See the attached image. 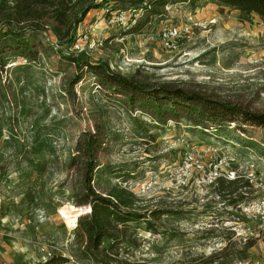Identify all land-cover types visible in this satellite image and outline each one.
I'll return each instance as SVG.
<instances>
[{"label": "rangeland", "instance_id": "1", "mask_svg": "<svg viewBox=\"0 0 264 264\" xmlns=\"http://www.w3.org/2000/svg\"><path fill=\"white\" fill-rule=\"evenodd\" d=\"M106 9L87 15L79 49L58 46L51 32L41 38L45 49L37 42L36 54L0 42V264H45L52 255L66 258L60 264H97L81 254L69 208H76L73 196L85 178L86 156L77 147L96 134L104 144L92 152L100 168L95 187L133 191L136 209L147 216L123 232L121 260L264 264V128L223 119L218 130L213 121L204 129L180 109L158 118L91 73L76 82L69 60L84 52L147 88H182L264 112L263 21L198 0L169 4L131 32ZM168 24L188 30L178 51L161 44L160 28ZM155 104L169 103L160 97ZM210 149L234 157L222 165L224 179L176 188L172 174L183 156L196 151L209 164L217 156ZM229 170L236 171L235 183Z\"/></svg>", "mask_w": 264, "mask_h": 264}, {"label": "trees", "instance_id": "2", "mask_svg": "<svg viewBox=\"0 0 264 264\" xmlns=\"http://www.w3.org/2000/svg\"><path fill=\"white\" fill-rule=\"evenodd\" d=\"M186 1L195 4L198 0H15L13 4L10 0H0V42L6 40L14 49H24L36 54L37 42L45 49L41 38L48 37V32H51L57 38L58 46L70 50L80 38L81 24L94 9L107 7L113 10V7H118L125 10H142L143 13L136 23L128 28L131 32H139L152 22L153 17L164 15L169 4ZM212 1L256 14L264 23V0ZM28 35L32 40L26 38ZM70 55L69 60L77 73L76 82L86 73H91L98 78L100 85L116 93L125 94L131 105L138 103L151 107L158 118L165 113L177 115L180 109L204 129H209L206 127L207 121H213L215 124L219 122L218 126L213 128L218 130L224 120L264 128V112H251L182 88L167 91L147 88L144 82L115 73L108 63L95 64L84 52ZM0 56H3L1 46ZM160 97L167 99L169 103L164 108L162 104H155ZM103 144V137L96 134L89 136L86 144L81 142L77 147L79 154L86 156L85 178L73 196L77 205L76 208L69 207L70 218L73 222L78 220L75 232L77 243L81 254L97 264H140L121 260L118 250L123 242V232L129 227L130 222L147 219L146 214H141L136 209L138 203L136 194L118 184L112 185L104 192L93 183L100 168L92 152L96 149L101 150ZM223 179L219 178L218 181ZM65 259L63 256L52 255L45 264H60L61 260L67 261Z\"/></svg>", "mask_w": 264, "mask_h": 264}, {"label": "built area", "instance_id": "3", "mask_svg": "<svg viewBox=\"0 0 264 264\" xmlns=\"http://www.w3.org/2000/svg\"><path fill=\"white\" fill-rule=\"evenodd\" d=\"M111 11L112 19L122 23L123 25L130 28L133 26L138 17L143 13L142 10H133L128 9L127 11H116L106 9V12ZM133 12V13H130ZM139 12V13H136ZM187 28L179 27L174 24L164 25L160 28V40L164 49L169 51H178L187 38ZM85 38L88 36L85 35ZM81 38V37H80ZM80 38L77 40L79 41ZM103 43L102 41H99ZM80 44L76 42L74 48L79 49ZM211 155H217L215 161L209 162L206 164L200 157L197 155L196 151L187 152L181 162L176 166L172 174V180L176 188H186L192 183H196L198 186H211L214 185L220 175H222V165H229L230 162L234 161V157L228 160V156L219 153L216 149L208 150ZM226 177L231 180L237 179L236 171L229 170L226 174Z\"/></svg>", "mask_w": 264, "mask_h": 264}, {"label": "crops", "instance_id": "4", "mask_svg": "<svg viewBox=\"0 0 264 264\" xmlns=\"http://www.w3.org/2000/svg\"><path fill=\"white\" fill-rule=\"evenodd\" d=\"M96 10H98V9H94V10L90 11L89 14L92 13L93 11H96ZM89 14H88V15H89ZM85 20H86V19H85Z\"/></svg>", "mask_w": 264, "mask_h": 264}]
</instances>
